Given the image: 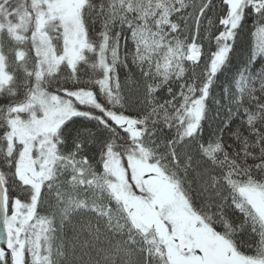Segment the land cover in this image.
<instances>
[{
  "label": "snow or ice",
  "instance_id": "snow-or-ice-1",
  "mask_svg": "<svg viewBox=\"0 0 264 264\" xmlns=\"http://www.w3.org/2000/svg\"><path fill=\"white\" fill-rule=\"evenodd\" d=\"M262 58L264 0H0V264H264Z\"/></svg>",
  "mask_w": 264,
  "mask_h": 264
},
{
  "label": "trees",
  "instance_id": "trees-1",
  "mask_svg": "<svg viewBox=\"0 0 264 264\" xmlns=\"http://www.w3.org/2000/svg\"><path fill=\"white\" fill-rule=\"evenodd\" d=\"M243 40H244L245 49L250 50L251 45L253 43V38L251 37L250 33H245ZM206 47H207V45H206ZM257 63L258 64L264 63V58H262L261 60H258ZM217 91H222V89H217ZM205 127H207V125H205Z\"/></svg>",
  "mask_w": 264,
  "mask_h": 264
}]
</instances>
